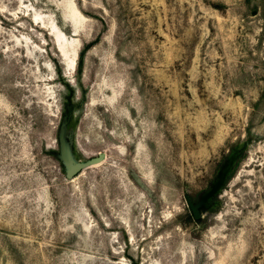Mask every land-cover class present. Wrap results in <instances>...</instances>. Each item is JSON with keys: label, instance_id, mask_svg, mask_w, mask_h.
<instances>
[{"label": "rangeland", "instance_id": "rangeland-1", "mask_svg": "<svg viewBox=\"0 0 264 264\" xmlns=\"http://www.w3.org/2000/svg\"><path fill=\"white\" fill-rule=\"evenodd\" d=\"M0 264H264V0H0Z\"/></svg>", "mask_w": 264, "mask_h": 264}, {"label": "water", "instance_id": "water-1", "mask_svg": "<svg viewBox=\"0 0 264 264\" xmlns=\"http://www.w3.org/2000/svg\"><path fill=\"white\" fill-rule=\"evenodd\" d=\"M84 164L82 163H76L75 166H73L70 170V175L74 174L79 168H81Z\"/></svg>", "mask_w": 264, "mask_h": 264}]
</instances>
